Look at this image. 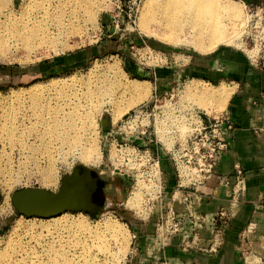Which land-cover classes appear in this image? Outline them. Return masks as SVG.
Returning <instances> with one entry per match:
<instances>
[{"label":"rangeland","instance_id":"374dc122","mask_svg":"<svg viewBox=\"0 0 264 264\" xmlns=\"http://www.w3.org/2000/svg\"><path fill=\"white\" fill-rule=\"evenodd\" d=\"M34 1L37 0H31L30 4L35 8L31 10L32 17H42L43 11L40 6L47 8L50 3L48 16L53 14V17L48 20L47 24L51 22L50 27L51 29L54 27L51 30L55 31L54 35H58V30L62 27L64 31L62 34L59 32V37H57L60 41L55 46L43 45L29 53L22 44L11 41L8 48L9 55H6L7 52L3 55L0 53V124L3 122H10L8 125L12 122L13 125L19 124L17 126L19 131L23 128L29 131L33 124H37L36 127L40 129V133L36 131L35 134H28L26 141L27 135L22 138L18 132V137L12 132L9 133L10 135L5 134L0 128V264H60L58 262L65 264H130V261L137 256L134 248L138 236L136 237L135 234L138 235V229L141 226H147L152 237L158 239V246L169 242L172 235L168 230L172 220L165 223L167 216L164 215L165 218L157 222L160 204L163 206V212L165 211V192L169 196L168 189L170 188L167 187L169 176L165 172L166 168L175 172L180 184L190 183V180L181 177L180 173L182 165L190 167L181 157L186 143L181 146L179 140L170 135L172 130H176L174 126H177L176 122L171 123L170 114H168V121L163 122V132L157 131L156 115L164 116L161 106L169 100L176 105L181 102L182 109L193 107L197 110L198 116L203 119L210 118L213 121L215 118L223 117L229 98V91L225 85L219 86L218 82L208 80L201 82L203 79L195 76H183L174 82L169 79L168 89L162 92L156 91L155 84L145 82L144 70L153 71L160 66L173 68L180 65L184 67L191 64V56L212 54L222 46L238 49L249 60L255 62L260 50L259 46H254L255 29L246 35L248 17L254 12L255 7L243 5L237 0H219L222 12L233 7L238 11L237 20L239 22L231 20L235 22L228 21L224 26V31L231 33L232 38L237 37V40L234 38L233 42L222 44L214 51L200 53L191 46L174 45L144 35L141 31L140 19L147 0H87L89 2L86 0H67L68 2L66 0H45V3L40 0L41 4L39 2L36 4ZM21 2L22 0H0V20L15 22L17 18L13 14L16 11L14 9H19ZM81 2L85 5H81ZM68 3L71 5L69 6ZM53 5L56 9H53ZM90 5L94 7L91 8ZM61 6L63 11H60V16L61 18L63 16L61 19L63 21L58 25L59 22L56 23L57 21L53 18L57 16L55 13L61 9L59 8ZM86 7H88L87 10ZM75 10L78 12L75 13ZM83 10L87 11L84 12L86 15L82 13ZM69 14L70 17H74L70 18ZM18 16L20 15L17 14ZM71 21L74 23L70 24ZM1 23L0 21V26H2ZM186 31L187 29L184 30L185 35H187ZM16 46L19 47L16 48ZM51 79H55V83L54 81L49 83ZM134 81L138 82V86L148 90L144 88L145 93L148 94L146 93V99L139 104L131 103L134 99L133 93L124 88L125 85L133 84ZM36 83H43V88L40 90L43 93L41 102L47 104L48 108L52 106L47 113H54L56 105L70 102L73 99L83 104L80 107L81 111L85 109L84 111L87 112L95 109L94 111L98 112L100 108L95 125L87 128L89 133L87 130L83 132L78 129L80 133L83 132L82 134L87 133L84 134L85 138L82 137V141L85 140V142L75 146L73 143L69 144L68 140L67 142L62 141L64 139L60 138L57 133V136L53 135L54 133L46 134L43 140L42 137L39 138L44 125L42 126L40 118L36 117L42 111L38 112L41 108L36 107L33 102L34 96L32 97L30 92V87ZM191 83L198 88L208 87L209 90L220 87L228 94V98L221 102V106L216 105L218 104L216 97L212 100L207 98L204 99L205 101H198L195 94L186 96V87ZM102 84L104 87H110L104 88ZM60 92L62 95H59ZM70 95L77 99L73 96L69 97ZM108 100L111 102L109 103ZM32 103L36 108H33ZM130 104L133 106L131 107ZM92 105H95V108ZM37 108L38 110H35ZM137 109L140 111H136ZM205 110H211V113ZM52 113L49 114L51 121L47 119L50 124L53 122ZM41 114V116L48 115L46 113L44 115V112ZM135 118H137L136 124L131 127L130 122ZM145 119L149 122H144ZM79 122L81 126V120ZM180 127L182 128V124ZM182 131H185L184 127ZM49 136L53 138L50 139ZM46 138L50 140L48 144L46 143L47 146ZM21 144L28 146L23 147L24 145L21 146ZM32 144L33 146L29 147ZM85 144L94 145L98 152L97 157L89 162L81 157V146ZM127 147L135 149L137 157H133V162L139 164V169L128 165L129 158H121L118 149ZM155 167L161 178L158 174V177L155 176ZM55 172L59 177L58 182H55ZM186 177L194 180L198 179L199 175L194 172ZM76 178L83 182V186L81 185L77 192L81 194L82 191L84 197L89 192L90 201L96 207L95 209L82 207L78 201H72L74 198L79 199V197L70 195ZM150 180H153L159 187L153 195L142 191L145 187L143 183L150 184ZM136 182H138L137 186ZM18 193L22 194L21 204L25 208H31V211L22 209L21 204L16 201L15 196ZM60 196L68 200L67 205L50 214L41 210L42 206L55 207L56 198ZM258 219L257 221L262 222L263 216ZM107 221L120 224L122 230L118 240L107 234L105 226ZM160 227H162L161 230ZM99 230L100 237L96 239L93 235L94 233L99 235L96 233ZM103 238L106 239V243ZM246 240L248 246L239 251L237 264H246V257L250 258L247 259V264H264V253L257 252L251 247L247 238ZM217 250L211 251L217 253ZM252 255L261 257L262 261ZM157 256L155 259L159 258V254ZM165 263L164 258L158 261V264Z\"/></svg>","mask_w":264,"mask_h":264},{"label":"crops","instance_id":"0c3cea01","mask_svg":"<svg viewBox=\"0 0 264 264\" xmlns=\"http://www.w3.org/2000/svg\"><path fill=\"white\" fill-rule=\"evenodd\" d=\"M237 1L253 7L264 5V0ZM190 59L191 64L184 67L160 66L153 71L144 70L145 82L155 84V90L160 92L169 88V79L174 82L183 76L225 85L230 95L223 119L229 121L232 128H228L225 121L222 127L229 149L220 157L210 180L194 190H179V196H175L177 175L166 168L169 196L165 192V211L160 204L157 222L172 213L181 223L180 230L171 235L169 242L158 246V239L152 237L147 226H141L138 235L135 234L138 236L134 248L137 256L130 264H158L160 258H164L165 264H237L239 251L248 246L246 238L253 249L264 253V222L257 221L264 208L263 62H252L242 51L229 46ZM237 163L244 171L245 180L244 190L233 210L230 200ZM187 193L190 200L185 202L183 197ZM222 209L227 210V218H219ZM204 215L214 217L215 222L204 224L201 221ZM217 239L221 244L214 253L210 247ZM157 254L159 258L155 259Z\"/></svg>","mask_w":264,"mask_h":264},{"label":"bare ground","instance_id":"6f19581e","mask_svg":"<svg viewBox=\"0 0 264 264\" xmlns=\"http://www.w3.org/2000/svg\"><path fill=\"white\" fill-rule=\"evenodd\" d=\"M43 2L45 0H42ZM40 0H37V1H34L35 3L36 2H39L41 4ZM51 1V0H49ZM53 1V0H52ZM61 1V0H60ZM65 1V0H64ZM67 1V0H66ZM69 1V0H68ZM67 1V2H68ZM76 1V0H75ZM87 1V0H86ZM85 1V2H86ZM90 1V0H89ZM87 1V2H89ZM219 0H147L146 2V5L144 6V9L142 11V14H141V19H140V27H141V31L144 35H148V36H151V37H154V38H157L158 40L162 41V42H166V43H170V44H174V45H187V46H191L195 51L197 52H200V53H205V52H211V51H214L215 49H217L220 45L222 44H227V43H230L234 38H236L235 40H237V37H234L232 38L230 36V34H228L226 31H224V26L225 24L231 20H237L239 17H238V11L236 8H230L228 10H224L222 12V10H220V6H219V3H218ZM46 2V1H45ZM44 2V3H45ZM80 2V1H79ZM86 2V3H87ZM94 2V1H93ZM35 3H32V5H34ZM38 3V4H39ZM57 3H60L59 1H57ZM63 3V2H62ZM66 3V2H65ZM71 3V1H70ZM74 3V2H73ZM92 3V2H91ZM31 0H22L21 2V5L19 7V9H14L16 11H14L15 13L14 16L16 15L15 18L16 21L15 22H11L10 20H0L2 23L0 26V53H2V55L4 53H6V55L8 53V48L11 44V41H16V42H19L20 45L22 44L27 50V52L31 53V50L34 51V49L37 50L38 47H42L43 45H50V46H55L57 44L58 41H60V38H58L59 36V32H62L64 31V28L62 26H59V27H62L57 31L58 32V35H54L53 31H51L54 27H50V23H48V20L51 18L52 19V12L50 14L52 15H49L48 16V11H49V4L47 6V8H44L40 6V8L42 9L43 13H42V17L40 16H36V17H32L31 15V10H34L35 8L32 7L31 5ZM37 4V3H36ZM35 4V5H36ZM47 4V3H46ZM56 4V3H55ZM69 4V3H68ZM75 4V3H74ZM59 4H57L58 6ZM71 4H69L70 6ZM80 5V4H79ZM81 5H85V3L82 4L81 2ZM92 5V4H91ZM90 5V7H91ZM54 6V5H53ZM60 6V5H59ZM66 6V4H65ZM77 6V5H76ZM37 7V6H35ZM64 7V6H63ZM94 7V6H93ZM91 7V8H93ZM232 7V6H231ZM33 8V9H32ZM40 8H37V9H40ZM61 8L60 10L58 9V12L55 13V15H57L55 18L54 21H57L56 23H58V25H60L61 19H63V16L61 18L60 16V11H63V8L62 6L59 7ZM66 10L67 7H65ZM64 8V9H65ZM73 8V7H72ZM75 8V6H74ZM80 8V7H78ZM85 8V7H84ZM83 8V9H84ZM36 9V10H37ZM48 9V10H47ZM53 9H56V7L54 6ZM88 9V7H86V10ZM90 9V8H89ZM99 9V8H97ZM65 10V11H66ZM71 10V9H70ZM85 10V9H84ZM84 12H87V11H84ZM92 10V9H91ZM40 11V10H39ZM64 11V12H65ZM74 10L72 9V12ZM90 10H88L89 12ZM33 12V11H32ZM71 12V11H70ZM78 12V11H77ZM76 10H75V13H77ZM93 12V11H92ZM41 13V11L39 12ZM54 13V11H53ZM62 13V12H61ZM69 13V11L67 12ZM66 13V14H67ZM10 14V13H9ZM17 14L20 15L17 17ZM37 14V12H36ZM71 14V13H70ZM70 14H69V17H70ZM85 14V13H84ZM93 14V13H92ZM8 15V14H7ZM63 15V14H62ZM86 15V14H85ZM94 15V14H93ZM6 16V14H5ZM35 16V15H33ZM77 16V15H76ZM80 16V14H79ZM84 16V15H83ZM89 16V15H88ZM8 17V16H7ZM71 17H74V16H71ZM70 17V18H71ZM78 17V16H77ZM82 17V16H81ZM93 17H96V16H93ZM253 15L252 14H249V17H248V22L246 24V35L248 32H251L253 31V29H255L256 31H254L255 33L257 32V34H254V39L256 40V44L254 45L255 47L256 46H259L260 47V38H259V33L260 31L258 30L259 28V25H260V20H257L255 21L253 19ZM68 18V17H67ZM12 19V18H11ZM75 19V18H73ZM78 19V18H77ZM65 20V19H64ZM72 20V19H71ZM53 21V20H52ZM75 21V20H73ZM235 21H231V22H235ZM68 22V21H67ZM66 22V26L68 25ZM237 22H239L237 20ZM53 23V22H52ZM74 22L71 21L70 24H73ZM53 25V24H52ZM63 25V24H62ZM238 25V24H237ZM55 26V25H53ZM57 26V25H56ZM240 26V25H239ZM237 26V27H239ZM69 27V26H68ZM71 27V25H70ZM67 28V27H66ZM236 29V27H234ZM240 28V27H239ZM72 29V27H71ZM187 29V35L184 34V30ZM238 29V28H237ZM66 30V29H65ZM240 31L241 28L239 29ZM238 30V31H239ZM67 31V30H66ZM245 31V30H244ZM229 32V31H228ZM242 33V32H241ZM57 34V33H56ZM58 36V37H57ZM62 36V35H61ZM235 36H238V35H235ZM241 36V35H239ZM240 39V37H239ZM15 42V43H16ZM233 42V41H232ZM235 42V41H234ZM238 43V42H237ZM240 43V42H239ZM14 44V43H13ZM18 44V43H17ZM19 47V46H16V48ZM22 47V46H21ZM15 48V47H14ZM39 49V48H38ZM11 51V50H10ZM7 55V56H8ZM5 56V55H4ZM185 58V57H184ZM59 80V79H58ZM54 81V82H53ZM57 81V79H56ZM137 81V80H136ZM197 81H200V80H197ZM49 83L50 82H53L55 83V79H51L48 81ZM59 81H57L58 83ZM61 82V81H60ZM201 82H204L201 80ZM62 83V82H61ZM136 82L134 81L133 84H127V86L125 85V89L129 92L131 91L133 93V100H132V104H139L141 103L145 98L146 96V93L144 91V88H142V86H138L137 83L135 84ZM43 83H36L34 85H32L30 87V92L32 94V97L34 96V103L36 104V107L38 108H41L38 112L42 111L44 112V115L45 113L48 114L47 116H41L42 112L39 114H37L38 117H36L35 115V112H34V115L36 118H40L39 120L41 121V125L43 127V131L41 132V134L39 135L42 140H43V137H46V134H51V133H54L53 135H55L56 133L60 135V138H63L64 140L62 141H65L69 142V144L73 143L75 146H77V144L79 145V143L81 142H85V140L82 141V137H84V134H87V133H84L82 134L84 131L87 130V128L89 126H94L95 125V121L96 119L98 118L99 116V113H100V108L98 109V112L94 111L95 109L93 110H90V111H84L82 112L80 110V107L81 105L83 104H80L78 103L77 101H73L71 100L70 102H65L61 105H56V107L54 108V113L51 114V116L53 117V122H51L52 124L48 123L47 119H50V113H47L49 112V110L51 109L48 108L47 104L45 103H42L41 100H42V92H40L41 88H43L42 85ZM59 84V83H58ZM104 84V83H103ZM102 84V85H103ZM122 84V83H121ZM140 84V83H139ZM190 84V83H189ZM194 84V83H193ZM196 84V83H195ZM45 85V84H44ZM56 85V84H54ZM106 85V83H105ZM111 85V84H110ZM188 85V84H187ZM186 85V86H187ZM40 86V87H39ZM46 86V85H45ZM66 86V85H65ZM109 86V85H108ZM201 86V85H200ZM221 86V85H220ZM54 87V86H52ZM56 87V86H55ZM59 87V86H58ZM100 87V86H99ZM104 87V85H103ZM110 87V86H109ZM109 87H104V88H109ZM147 87V86H146ZM102 88V86H101ZM187 88V90H186ZM185 88V92L186 93V96L188 95H196L195 98H197L198 101L200 100H206L207 98L209 99H214L216 97V99L218 98V104H216L217 106H221V102L223 100H227L228 98V94H226V92L222 89H220V87H218L217 89H212V90H209L208 87H200L198 88V86H194L192 85H188V87ZM216 88V87H215ZM97 89V87H96ZM104 90V89H103ZM110 90V89H108ZM107 90V91H108ZM146 90V88H145ZM92 91V90H91ZM101 91V90H99ZM122 91V90H121ZM125 91V93L127 92ZM148 91V90H146ZM184 92V93H185ZM61 93V92H60ZM95 93V91L93 92ZM111 93V91H110ZM115 93V92H114ZM124 93V92H123ZM145 93V95H144ZM150 93V92H149ZM91 94V93H90ZM101 94H104V93H101ZM108 94V93H107ZM106 94V95H107ZM131 94V93H130ZM148 94V93H147ZM59 95H62L59 94ZM89 95V94H88ZM105 95V94H104ZM122 95V94H121ZM120 95V96H121ZM132 95V94H131ZM230 95V93H229ZM73 95H70L69 97H71ZM100 96V95H99ZM102 96V95H101ZM59 97V96H57ZM75 97V96H73ZM86 97V96H85ZM144 97V98H143ZM190 97V96H189ZM56 98V97H55ZM61 98V96H60ZM63 98V96H62ZM68 98V97H66ZM76 98V97H75ZM192 98V97H191ZM77 99V98H76ZM85 99V98H84ZM88 99L89 96H88ZM97 99V98H96ZM95 99V100H96ZM62 100V99H61ZM117 100V99H116ZM195 100V99H194ZM204 100V101H205ZM68 101V100H67ZM79 101V100H78ZM84 101V100H83ZM97 101V100H96ZM44 102V101H43ZM50 103V101H48ZM95 102V101H94ZM108 102L110 103L111 101L108 100ZM32 103V105L34 104ZM83 103V102H82ZM86 103V102H85ZM114 103V102H113ZM216 103V102H215ZM57 104V103H56ZM60 104V103H59ZM115 104V103H114ZM130 104V106L132 107L133 105ZM38 105V106H37ZM55 105V104H54ZM90 105V104H89ZM98 105H100L98 103ZM97 105V106H98ZM146 105V104H145ZM181 102L176 105L174 103H172L170 100L167 101L164 105L161 106V109H162V112L164 113L163 117H161L160 115H156V128H157V131H159L160 133H162V129H163V122H167L168 121V114L170 119H171V123L174 121L177 123V126H174V129L176 130H172L170 135L174 138V139H177L179 140L181 146H183L186 142H187V139L189 138L190 135H192L197 129L198 127L200 126V117L197 115V110L194 109L193 107L192 108H185V109H182L181 108ZM34 106V105H33ZM93 107L95 105H92ZM129 106V108H130ZM212 106V105H211ZM35 106L33 108H36ZM86 107V106H84ZM88 108H90L89 106H87ZM208 107V106H207ZM35 109V110H38ZM95 108V107H94ZM97 108V107H96ZM115 108V107H114ZM120 108V107H119ZM83 109V108H82ZM207 109V108H206ZM97 110V109H96ZM119 110V109H117ZM127 110H128V107H127ZM141 110V108H140ZM139 109H137L136 111H140ZM115 111V110H114ZM200 111V110H199ZM207 113H211V110H205ZM118 113V111H117ZM40 116V117H39ZM31 117V116H30ZM42 117V118H41ZM46 117H49V118H46ZM137 117V116H136ZM81 120V123L82 125L80 126V121ZM51 121V119H50ZM136 121H137V118H135L134 120H132L130 122V124H132L131 127L135 126L136 124ZM12 122V121H11ZM30 122V120H29ZM79 122V123H78ZM144 122H149L148 120H144ZM10 123V122H9ZM9 123H4L3 124H0V128L2 130L3 133L5 134H9V133H16V135L18 134L19 136H21L22 138L27 135V138H25V140L27 139L28 140V134H32L36 131H40V129L38 127H36V125L33 124V127L31 126V128L29 129V131H26V129H22L21 131H19V128L17 127L19 124L17 125H13L11 123V125H8ZM16 123V122H15ZM38 123V122H37ZM46 123V124H45ZM182 124V128L184 127V130L185 131H182V128L180 127ZM38 126V125H37ZM21 127V126H20ZM23 127V126H22ZM25 127V126H24ZM30 127V126H29ZM36 127V128H34ZM187 127V128H186ZM26 128V127H25ZM92 128V127H90ZM78 129H81L83 132L80 133V130ZM89 130V129H88ZM87 130V131H88ZM86 131V132H87ZM18 132V133H17ZM40 133V132H39ZM89 133V131H88ZM35 134V133H34ZM37 134V133H36ZM49 134V135H50ZM56 134V136H57ZM10 135V134H9ZM15 135V136H16ZM17 135V137H18ZM52 135V136H53ZM58 135V136H59ZM71 135V138H69ZM11 136H9L10 138ZM50 137V136H49ZM48 137V138H49ZM86 137V135H85ZM84 137V138H85ZM21 138V139H22ZM53 138V137H52ZM50 137V139H52ZM58 139V137H57ZM87 139V138H86ZM18 140V138H17ZM23 140V139H22ZM26 140V141H27ZM45 140V138H44ZM46 142H49L50 140H48L46 138ZM54 140V139H53ZM56 140V139H55ZM61 140V139H60ZM19 142V141H18ZM21 142V141H20ZM23 142V141H22ZM64 142V143H65ZM15 143V142H14ZM42 143V141H41ZM51 143V142H50ZM49 143V144H50ZM87 143V142H86ZM94 143V142H92ZM11 144V142H10ZM17 144V143H16ZM19 144V143H18ZM30 144V143H28ZM43 144V143H42ZM48 144V143H47ZM46 144V146H47ZM83 144V143H82ZM24 145L23 147H25V145L27 144H21V146ZM67 145V144H66ZM73 145V146H74ZM98 145V144H97ZM20 146V147H21ZM28 146V145H27ZM33 146L30 145L29 147ZM45 146V147H46ZM74 146V147H75ZM85 146V147H84ZM84 146H81L82 147V150L81 151V154L82 156L81 157H84V159L89 162V160H92V159H95L98 155V152H97V148L94 146V145H91L90 146L88 145H84ZM173 146V145H172ZM22 147V148H23ZM71 147V146H69ZM79 147V146H78ZM27 148V147H26ZM49 148V147H48ZM80 148V147H79ZM30 149V148H29ZM58 149V148H56ZM81 149V148H80ZM36 150V149H35ZM51 150V149H50ZM53 150V148H52ZM119 150V154L120 156H122L121 158L123 159L124 157H127L129 158V162H128V165L130 167H134V168H137L139 169V164L137 163H134V158L137 157V154H136V151L134 148H122V149H118ZM48 153V152H46ZM118 154V152H117ZM113 155V154H112ZM47 157V156H46ZM35 160V159H34ZM47 160V159H46ZM25 162V161H24ZM38 165V164H37ZM156 165V163H155ZM54 166V165H53ZM50 169V168H49ZM52 169V168H51ZM54 169V168H53ZM155 170V176L158 177V175L160 176V174H158V170H157V167L154 168ZM41 172V171H40ZM43 172V171H42ZM50 172V171H49ZM53 172V171H52ZM57 172V171H56ZM55 172V173H56ZM196 172L195 169L193 168H190L188 166H181L180 168V173H181V177H184L186 180H188V178L186 176H190L192 173ZM54 173V174H55ZM52 174V173H51ZM158 174V175H157ZM44 175V174H43ZM48 176H50L48 173H47ZM45 178V177H44ZM48 178V177H47ZM55 178V182H58L59 180V177L56 173V175L54 176ZM161 178V176H160ZM51 180V178H49ZM47 180V179H46ZM139 180V179H138ZM137 180V181H138ZM54 182V181H53ZM144 182V181H142ZM54 184V183H53ZM138 182H136V186H137ZM140 184V183H139ZM145 184V187L142 189L143 193L144 192H148L150 195H153V192H155L156 190H159V187L158 185H156L153 180H150V184H146V183H143ZM81 185L83 186V182L81 180H79L78 178L75 179L73 185H72V188L70 190V195L72 197H79V199L77 198H74L72 201H78L82 207L83 206H86L88 207L89 209H95L96 207L91 203L90 201V193L88 192V194L84 197L82 194V191H81V194H79L77 191L79 189V187H81ZM142 186V185H140ZM141 188V187H139ZM137 190V189H136ZM139 190V189H138ZM134 194H137V193H134ZM139 194H140V191H139ZM138 195V194H137ZM180 195V192L179 190L176 191L175 193V196H179ZM21 196L22 194L18 193L16 194L15 198H16V201L18 203L21 204ZM134 196V195H133ZM140 197V196H139ZM135 199V198H134ZM133 199V200H134ZM56 205L55 207L53 208H47L45 206H42V209L44 211V213H47V214H50V213H53V212H56L58 210H60L62 207H64L65 205H67L68 203V200L64 197V196H60L58 198H56ZM138 203V202H137ZM136 204V203H135ZM137 205V204H136ZM130 206V205H129ZM237 204L234 203L233 204V207L232 209L234 210V208H236ZM21 207L22 209L24 210H27V211H31L32 209L31 208H25L24 205L21 204ZM35 210V209H34ZM263 209L260 211V216H263V220L262 222H264V212H262ZM64 219V218H63ZM59 221V220H58ZM65 221V220H64ZM56 222V221H55ZM108 222V221H107ZM106 222V223H107ZM72 223V222H71ZM78 223H82V222H78ZM118 223V222H117ZM60 224V223H59ZM89 224V223H88ZM76 225V224H75ZM84 225V224H83ZM86 225V224H85ZM77 226V225H76ZM75 226V227H76ZM106 226V230H107V234L111 235L109 237H112V238H115L116 240L119 239V235H120V231L122 230L120 224H116L112 222H108L107 224H105ZM49 227V226H48ZM78 227H80L78 225ZM82 227H85V226H82ZM81 227V228H82ZM163 227V226H162ZM162 227H160V230L162 229ZM86 228V227H85ZM89 228V227H88ZM79 229V228H78ZM92 229V227H91ZM90 230V228H89ZM105 230V231H106ZM92 231V230H91ZM90 231V232H91ZM96 231V230H95ZM94 231V232H95ZM103 231V230H102ZM165 231V230H164ZM86 232V231H85ZM251 232V229H248L247 230V233H250ZM93 233V232H92ZM96 233H99L98 234H95L94 233V237L96 236V239L98 237H100V230L99 232H96ZM105 233V232H104ZM103 233V234H104ZM168 233V232H167ZM90 234V233H89ZM88 236V235H87ZM104 236V235H103ZM107 236V235H106ZM104 239V238H103ZM109 240V238H108ZM87 241V240H86ZM104 242L106 243V239H104ZM85 245V243H84ZM108 247V246H107ZM121 250V249H120ZM109 251V250H108ZM117 255V253L115 254ZM113 256V254H112ZM252 256H255L257 258H260L262 261V258L259 257V256H256V255H252ZM114 257V256H113ZM247 259H250L248 257H246V264L248 263L247 262ZM258 260V259H257ZM57 262V260H56ZM254 262V261H253ZM256 262V261H255ZM60 264H65V263H61V262H58Z\"/></svg>","mask_w":264,"mask_h":264},{"label":"built area","instance_id":"2783aa9c","mask_svg":"<svg viewBox=\"0 0 264 264\" xmlns=\"http://www.w3.org/2000/svg\"><path fill=\"white\" fill-rule=\"evenodd\" d=\"M254 10V9H253ZM254 16L253 19L255 21L260 20V25L258 30L260 31V50L259 55L255 59L257 63L258 60L262 61L264 66V5H260L255 7L254 12L252 13ZM256 31V30H255ZM257 34V32H256ZM255 44L256 40L254 39ZM131 117V114L129 118ZM200 117V126L198 129L189 136L187 142L182 151V158H184L185 163H187L190 167L196 170V173L199 175L198 179H188L190 183L187 185L180 184V180H178V187L177 190H194L200 185L206 183L215 175V169L218 164V161L222 154L229 149V143L226 138V132L223 129L222 125L227 123L228 128H232V124L223 119H216L210 120V118L203 119ZM235 184L233 187V194L231 197V204L232 207L234 203H238L239 196L241 192L244 190V171L239 163L235 165ZM225 184H228L227 180H223ZM190 200V194L187 193L183 197V201L188 202ZM227 210L222 209L219 214V218H227L228 217ZM166 218V222L172 220L171 224L168 226V230L171 234L176 233L180 230L181 223L177 221L175 216L172 213H168ZM204 224L209 225L215 222L214 217H209L208 215H204L201 218ZM221 242L219 239L215 240L210 250L216 251L220 246Z\"/></svg>","mask_w":264,"mask_h":264}]
</instances>
